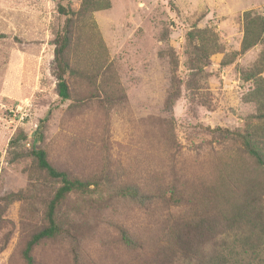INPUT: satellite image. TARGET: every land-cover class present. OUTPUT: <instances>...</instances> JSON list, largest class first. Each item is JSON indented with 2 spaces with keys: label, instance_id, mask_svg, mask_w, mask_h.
Wrapping results in <instances>:
<instances>
[{
  "label": "rangeland",
  "instance_id": "obj_1",
  "mask_svg": "<svg viewBox=\"0 0 264 264\" xmlns=\"http://www.w3.org/2000/svg\"><path fill=\"white\" fill-rule=\"evenodd\" d=\"M100 1V8H88L84 0H0V264H25V243L44 224V206L53 197V183L30 154L42 119V146L62 168L99 173L107 149L114 186L134 182L167 191L177 184L194 193L214 182L222 199L234 190L231 203L242 213L235 216V207L223 215L203 211L188 199L179 207L159 199L141 208L115 195L97 201L71 194L58 213L64 232L35 247V264H207L205 250L219 264H264V170L238 137L204 130H264L249 95L255 78L264 77V71L254 75L264 39L242 50L246 18L264 19V0ZM60 3L75 11L70 58L90 77L69 79L73 108L70 101L53 107L55 39L65 20ZM195 28L217 36L198 77L186 68L184 54L186 35ZM171 54L178 57L182 86L168 107ZM21 132L27 140L11 149V138ZM20 192L36 197L11 196ZM247 194V201L239 200ZM181 215L182 227L211 225L216 237L202 229L192 232V242L174 243L172 226ZM120 228L141 247L125 246Z\"/></svg>",
  "mask_w": 264,
  "mask_h": 264
},
{
  "label": "trees",
  "instance_id": "obj_2",
  "mask_svg": "<svg viewBox=\"0 0 264 264\" xmlns=\"http://www.w3.org/2000/svg\"><path fill=\"white\" fill-rule=\"evenodd\" d=\"M65 0H62V2ZM84 5L88 8H100V0H84ZM59 14L65 18L62 27L59 29L56 39H55V51H54V61L56 67V74L58 79V99L53 103V107L59 108L65 101H70L71 104L69 107H75L77 105L76 98L73 96V91L71 89L69 79L72 77H81L89 78L88 74L83 70H80L77 65H75L70 58V52L73 45V20L75 16V11L70 7L60 3L58 6ZM162 39L165 42L170 41V35L168 32L162 34ZM264 39V19L259 18L257 21L254 18H246L245 25V34L242 43V50L246 51L252 46L257 45ZM217 46V36L216 34L209 29H192L186 35V48H185V66L188 70L191 71V76L198 77L202 73L201 66L205 62H208L211 58L212 53L214 52ZM172 60L174 74L172 82V90L169 93L167 99V106H174L176 100L181 95V82L177 78V71L179 68L178 57L174 54L170 55ZM256 71L254 75L260 74L264 71V53H262L258 64H256ZM107 72V70H106ZM106 72L102 74L105 75ZM105 79H102L101 82H104ZM102 90L108 95L109 91L105 89V84H102ZM112 94V93H111ZM111 94L109 96L111 97ZM250 97L257 102L259 114L257 118L260 119L261 123L264 126V77L259 76L255 78V87L249 93ZM97 97V96H95ZM47 119H42L33 136V144L30 150L31 156L34 157L37 168L44 172L47 175V178L53 183L54 193L51 200L46 203L44 206V224L42 227L36 228L30 235L29 240L25 243L23 249V259L25 264H35L33 252L35 247L46 239L55 238L60 236L64 232V227L61 224V221L58 218V213L63 202L71 194H81L83 196L89 195L90 197H96V200H102L105 196L119 197L125 200L132 201L133 203L140 205L141 208L148 207L152 202L159 199H166L169 201V205L172 206H181L185 204L184 202L188 199L194 201L195 204L203 208V211L207 210H219L221 215L227 214L229 208L237 209L235 216H241L242 210L239 205H232L231 201L233 197L229 193L234 192L230 190L228 196L222 199V195L216 194V183H204V190H197L196 192L188 191L186 188L181 189L179 185H170L167 191L161 190L157 187H149L150 184H137V183H123L114 186V173H112L110 163L112 160L107 157V149L105 152V161L104 165L98 172L93 174H85L82 172L72 171L70 168H62L52 162L49 158L48 150L42 146L44 142L45 127ZM204 130L209 131L213 135L219 136H236L242 140L244 148L248 153L255 159V162L262 167L264 170V130L259 132L256 128L251 131L236 132L231 131L227 128L222 127H206ZM27 140V135L23 132L17 136L11 138L9 146L11 149L19 145L21 141ZM1 158V153H0ZM105 188H111V192L105 191ZM152 188V189H151ZM148 189V190H147ZM35 190V189H34ZM255 190V188L250 187L247 191ZM251 193V192H250ZM13 198L20 199H35L33 194L30 197H24L20 193H15L11 195ZM250 196L247 194L239 200L247 201ZM238 200V199H236ZM180 218H182L180 220ZM180 221H185L184 217L179 216L176 218L173 230V240L174 243L179 241V239H185L186 244L192 242L191 236L192 232L196 231L197 234L200 233L203 229V235L210 233L213 237H216L217 233L212 232V226H207V229L203 228L200 225H197L195 222L189 221L186 222L187 226L182 227ZM194 226V227H192ZM204 229L207 231L205 232ZM205 232V233H204ZM120 236L123 244L127 247L133 249L141 247L138 244V238L134 236L125 228H120ZM210 240V239H209ZM205 252V258L203 261L207 264H219L217 259H219L215 254ZM220 260V259H219ZM221 261V260H220ZM221 263H223L221 261ZM225 263V262H224Z\"/></svg>",
  "mask_w": 264,
  "mask_h": 264
}]
</instances>
